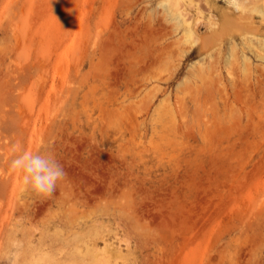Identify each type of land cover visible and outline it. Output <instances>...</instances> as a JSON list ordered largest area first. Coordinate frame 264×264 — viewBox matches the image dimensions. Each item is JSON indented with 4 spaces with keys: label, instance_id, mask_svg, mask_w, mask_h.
<instances>
[{
    "label": "rangeland",
    "instance_id": "374dc122",
    "mask_svg": "<svg viewBox=\"0 0 264 264\" xmlns=\"http://www.w3.org/2000/svg\"><path fill=\"white\" fill-rule=\"evenodd\" d=\"M207 2L222 21L228 3ZM160 8L0 0V264H264V84L232 87L223 58L235 35L250 68L230 69L255 82L264 44L224 33L211 46L225 82L193 80L208 53H177ZM17 149L62 166L50 196L10 169Z\"/></svg>",
    "mask_w": 264,
    "mask_h": 264
},
{
    "label": "bare ground",
    "instance_id": "6f19581e",
    "mask_svg": "<svg viewBox=\"0 0 264 264\" xmlns=\"http://www.w3.org/2000/svg\"><path fill=\"white\" fill-rule=\"evenodd\" d=\"M158 1H159V5L161 7L160 9H162V7H163V11L166 14L165 17H168V19H170L172 21V25L174 24L172 26V29H173V27H175L174 29L175 30L177 29V31L179 30L180 33H181L180 37L178 38L180 40V42H178L179 43V45H178L179 51L177 53H179L181 51L182 53H180V54H183L184 51H186V49L190 48V47L188 48L189 43H191V44L192 43H196L199 40L201 41V47L205 50L206 53H208L209 57L208 58L205 57L206 60L204 58H202L201 60L197 61L194 65H193V63L190 64V67L192 65L193 69H192V71H190L189 74H191V76H192L191 79H193V80L195 78L196 79L198 78L200 81L204 80V82H205L206 81L205 79H207V80L209 79V82H210V80L211 81L213 80V81L217 82L218 84L219 83L223 84L225 82V81H223L224 79L222 80V78L220 76L218 77V76L214 75L215 74L214 72L217 71L216 63L218 61L219 55L222 52L221 51L222 50L221 49V45H222L221 43H222V40H223L224 33L228 34L229 33L228 31H230L232 29L237 30L238 32H240L239 35H240V38L242 40V43L245 46H248V47H252L256 43V45H255V46H257L256 48L260 49L259 45L262 46L264 44L263 43L264 42V36L262 35L263 32L262 33L259 32L260 31L259 30V25L256 23L257 20H255V17H254L255 14H258L259 17L261 18V20H264V0H225L230 7H229V9L227 11H223V20L222 21L217 20V17H215V15H214V13L212 12V9H211L212 8V6H211L212 4L209 5L207 0H158ZM39 3H40V0H39ZM231 9H233V12H232ZM207 11H208V13L206 14ZM202 19H206L207 20V21H205V23H208V26H209L208 27L209 28L208 32L211 33V37H214L212 43H211V41H209L208 38H206V39L204 38L203 39L202 37H200V35H198L199 34L198 33L199 24L204 22V21H202ZM234 36L230 35V37L228 38L227 43H226V48H225L227 50H226V52L224 54V57H223L226 66H228L227 67V73H226L227 74V78H228V80H227L228 83L231 84L232 87H237V86H240V85L244 86V87L245 86L251 87V86L256 85V84H259V85L264 84V77H261V76L256 77L255 78V82L253 81L254 82L253 83L252 81H250L251 78L243 77L242 79H240L237 76V74L235 75L234 72L232 71V69H230V67H231L230 65L235 64L236 61L240 62L239 66L244 72H246L250 68L249 57L245 54V52L242 51L241 54L238 55V53H239V52L237 53L238 43H237V41L235 39L236 36L235 37ZM187 43H188V46H186ZM214 43L215 44L219 43L218 46H220V47H218V49H221V50L214 51L215 47L213 45L212 46L214 48L211 46V44H214ZM257 43H259V45H257ZM172 44L173 43H171L169 45V47L172 46ZM176 46L173 47V48H177ZM222 46H224V45H222ZM164 47H166V45H164ZM201 47H200V49H201ZM263 47H264V45H263ZM244 48L245 47H243V49ZM216 49H217V47H216ZM250 49H252V48H250ZM168 50L170 51L171 47ZM213 51L215 52L216 56H213V53H211ZM262 53H258V55L261 58H264V54H262ZM167 54H168V52H167ZM205 55L206 54H204V56ZM180 61L181 60H179V62ZM176 64H177V62H176ZM178 66H179V64H178ZM179 86H180V83H179ZM180 87H182V86H180ZM180 91H181V88H180ZM204 102H205V100H204ZM207 102H209V101L207 100ZM209 109H210V107H209ZM205 115H206V113H205ZM205 115H203L204 118H205ZM250 115H252V114L250 113ZM259 115H260V113H259ZM172 119H174V118H172ZM235 119H237L235 121H239L240 120V119L238 120V118H235ZM201 120H205V119H201ZM214 124H215V122H214ZM206 126H208V125H206ZM213 128H215V127H213ZM217 129H218V127H217ZM208 133H207V137H208ZM213 134H215V133H213ZM211 136H212V134H211ZM219 140H222V139H219Z\"/></svg>",
    "mask_w": 264,
    "mask_h": 264
},
{
    "label": "clouds",
    "instance_id": "9594fccd",
    "mask_svg": "<svg viewBox=\"0 0 264 264\" xmlns=\"http://www.w3.org/2000/svg\"><path fill=\"white\" fill-rule=\"evenodd\" d=\"M16 151L17 154L9 167L21 174L22 186L50 196L55 191L58 181H62L66 175L54 155L46 150L35 153L23 149Z\"/></svg>",
    "mask_w": 264,
    "mask_h": 264
}]
</instances>
